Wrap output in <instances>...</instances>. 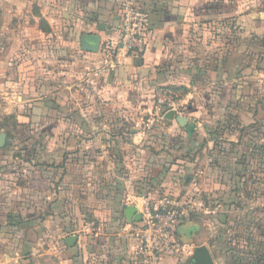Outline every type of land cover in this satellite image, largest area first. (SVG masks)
I'll return each instance as SVG.
<instances>
[{"label":"crops","instance_id":"0c3cea01","mask_svg":"<svg viewBox=\"0 0 264 264\" xmlns=\"http://www.w3.org/2000/svg\"><path fill=\"white\" fill-rule=\"evenodd\" d=\"M16 1L0 0V46L18 45ZM127 4L151 12L147 51L111 66L102 45L119 40ZM57 27L58 40H47L45 85L28 92L21 122L47 133L0 149V264L31 263L41 238L58 264H141L127 208L194 186L206 151L219 152L214 136H231L230 117L239 122L238 112L261 106L264 0H67ZM84 36L99 42L97 52L83 49ZM13 69L22 78L20 65ZM163 90L180 96L192 134L166 117L147 126ZM221 114L229 120L211 130ZM187 214L182 248L165 250L160 264H184L209 248Z\"/></svg>","mask_w":264,"mask_h":264},{"label":"rangeland","instance_id":"374dc122","mask_svg":"<svg viewBox=\"0 0 264 264\" xmlns=\"http://www.w3.org/2000/svg\"><path fill=\"white\" fill-rule=\"evenodd\" d=\"M66 1L17 0L13 3L17 15L13 16L14 23L18 22L14 24V43L18 45L0 46V133L7 135L9 144H20L31 135L47 133V127L21 122L30 114L28 98H25L28 92L33 94L45 85L47 40L55 41L61 36L57 26ZM13 31L1 30L8 37H13ZM30 49L33 55L27 53ZM17 58L21 61L16 62ZM19 65L22 78L12 71ZM260 69L264 71V64ZM260 80L263 91L258 99L261 105L258 112L253 109L248 111V116H240L238 112L239 122L230 117L233 127L229 128L228 135H232L214 136L219 152L208 157L210 149L206 151L205 158L198 162L197 170L201 174L195 176V185H182L177 194L165 192V197L177 201L197 224V242L208 245L215 264H264V77ZM213 120L211 130L214 131L218 126L216 120L226 123L229 119L222 118L221 114ZM39 243L34 251L35 260L27 264H58L55 258L47 257V239L41 238ZM191 259H186L184 264Z\"/></svg>","mask_w":264,"mask_h":264},{"label":"built area","instance_id":"2783aa9c","mask_svg":"<svg viewBox=\"0 0 264 264\" xmlns=\"http://www.w3.org/2000/svg\"><path fill=\"white\" fill-rule=\"evenodd\" d=\"M152 15L147 9L127 4L124 7L122 33L118 41H108L102 45L104 61L111 66L121 64V55L141 58L148 47L151 34ZM157 116L148 118L149 128L159 125L165 115L175 111L182 112L181 100L172 90H163L157 95ZM142 221L130 225L136 235L141 264H160L165 250L180 251L179 229L187 220L186 211L173 199L164 197L160 201L147 198L137 207ZM96 224L90 223L88 229L95 230Z\"/></svg>","mask_w":264,"mask_h":264},{"label":"water","instance_id":"95a60500","mask_svg":"<svg viewBox=\"0 0 264 264\" xmlns=\"http://www.w3.org/2000/svg\"><path fill=\"white\" fill-rule=\"evenodd\" d=\"M82 47L89 52H97L99 49V42L94 41L90 36H84L82 39ZM166 118L176 120L181 127H186L190 134L193 133L194 126L189 124V120L175 111H171L165 115ZM7 145V135L0 133V149L5 148ZM126 217L128 220L135 223L142 221V215L138 212L136 207L130 206L126 210ZM76 237L70 238L67 242L73 245ZM189 264H215L212 251L206 246L196 248Z\"/></svg>","mask_w":264,"mask_h":264},{"label":"trees","instance_id":"16d2710c","mask_svg":"<svg viewBox=\"0 0 264 264\" xmlns=\"http://www.w3.org/2000/svg\"><path fill=\"white\" fill-rule=\"evenodd\" d=\"M39 112H40V113H43V111H42V107L39 108ZM14 150H15V149H14L13 147L10 148V151H11V152H13ZM17 156H19V155H18V154H17V155H16V154L14 155V157H17ZM187 217H188V214H187ZM189 217H190V216H189Z\"/></svg>","mask_w":264,"mask_h":264}]
</instances>
